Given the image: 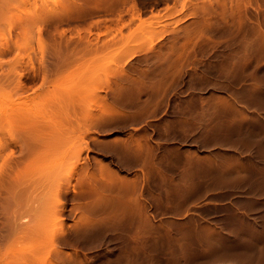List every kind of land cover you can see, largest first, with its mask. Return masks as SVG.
<instances>
[{
    "label": "rangeland",
    "instance_id": "374dc122",
    "mask_svg": "<svg viewBox=\"0 0 264 264\" xmlns=\"http://www.w3.org/2000/svg\"><path fill=\"white\" fill-rule=\"evenodd\" d=\"M18 1L17 6L11 7L13 11L9 9L2 17L3 20L0 18L4 26L18 21L22 24L11 32L7 29H4L6 33L0 31V41L11 36L16 41L19 38L17 42L20 45H28V50L20 46L25 61L18 64L21 67L23 63V69L16 65L17 47L14 46L3 59L8 67L15 64L16 70H25L36 77L27 79V83L31 84L23 95L13 97L24 99L19 102L15 99V107H21L18 108L19 111H29L31 108L29 114L37 112V119L43 121L40 118L48 117L53 107L58 112L54 111L52 114L55 119L58 116V119L66 111L71 113V107L76 104L72 108L77 113L72 112L71 115L77 117L76 122L73 118L75 131L70 129L73 130L74 138L69 143L66 141L67 144H61L62 149H56H60V153L55 150L51 154L49 151V155L56 156H49L51 161L48 158V162L44 161L48 166L47 170L44 169V159L41 160L43 171L47 172L48 177L52 175L51 179L46 178L41 170L45 174L42 179H50L49 184L56 175L51 181L53 184L50 183L48 187L44 185L42 190V183H38L39 186L33 182L37 186L34 184L30 188L29 182L26 188L23 184L25 192H21L25 193V198L26 195L28 198L32 195L35 197L34 199L32 196L33 200L27 199V203L34 201L29 202V205L24 196L20 200L17 194L23 195L19 192V189L23 190L21 185H18L21 188L16 187L17 184L12 187L18 189H14L17 190L16 193L13 190L14 195L19 198L13 195L18 207L14 205L13 199L8 201L9 198L5 197L9 203L12 202L13 207L18 208L13 211V207L7 203L8 207L4 206L6 209L12 207V214L20 210L18 215L15 213L17 216L8 213L9 217L12 216L9 218L13 222L12 227L5 223L10 226V230H7L3 222V214L7 210L4 213L1 210L6 203L3 202L5 198L3 197L2 202L0 198V218L3 219L0 222L1 227L4 223L3 227L6 228L0 230L6 233L5 238V234L0 233V237L3 236V246L0 245V249L3 247L2 250L5 251H0V254L5 255L3 258L1 255L0 264H243L239 262L242 261L239 243H242L245 234L242 229L247 224L258 227L254 235L258 242V253L263 255L259 258L264 260V0ZM78 4L79 7L83 5L84 9L81 10ZM71 8L77 11L80 9L78 13L81 11V15L86 18H79L76 13L75 18L74 10L70 15ZM89 9L94 13L91 14ZM48 18H53L54 23H49L41 36L48 39L47 47L50 49L46 48V52L51 50V53H47L49 58L46 55L43 61L41 50H38L40 39L37 22ZM67 37L72 39L69 40V46L72 47L68 48L75 47V53L65 60L64 56H56L54 50L58 55L56 49L64 42L63 47L68 44L65 41L68 40ZM61 38L64 42L60 41ZM59 42L63 43L60 45ZM68 48L64 49L68 51ZM61 49L63 48L60 47L59 55H66L67 52L61 54L64 50ZM29 56L35 65H31ZM57 58L60 60L57 61ZM63 58L65 65L68 59L72 64L66 65H70L69 70L71 68L68 77L54 74L60 67H65L62 65L64 60L63 63L61 61ZM14 60L16 63H13ZM46 63L48 64L45 65ZM7 65L1 70L7 72L6 68L9 69V79H3L11 83L13 78L14 82L6 85L4 81L5 85H1V79L0 86H7L5 89L14 87L13 83L17 84L14 65L10 68ZM35 67L40 70L37 71ZM49 67L54 68V72ZM45 68L51 70L48 69L50 72L45 73L46 80L50 78L47 83L44 80ZM58 73L63 74L61 71ZM56 76L60 78L57 80ZM61 76L66 77L62 79ZM12 87L7 90L13 92L17 89ZM70 90L73 97L70 96ZM1 97L0 101H8V105L13 103L10 102L13 99ZM58 99L63 102L70 99L72 101L69 103L73 104L69 106L68 103L65 108ZM55 100L63 107L55 104ZM5 102H0V112L4 111L7 105ZM25 104L30 108H26ZM61 108L67 109L65 114ZM92 119H97L99 126L82 136L83 127H88L87 124ZM68 129L66 130L69 131ZM77 131L80 133L76 134ZM87 141L91 148L82 151ZM17 149L15 155L19 160L17 156L15 159L18 162L21 159L23 166L27 160L23 161L20 156L26 149L23 152L21 148ZM17 151L21 153L20 156L16 154ZM46 155L44 156L48 157ZM86 156L88 161L85 159V164L89 167H85V174L81 167L86 161L82 162L81 159ZM1 162L2 160L0 165ZM35 162L34 166L41 163L40 159ZM17 163L15 161V165ZM54 167L56 171L53 170ZM51 169L53 173H49ZM38 174L37 177H40ZM58 175L63 178L60 177V180ZM32 178L26 181H42L40 178ZM59 180L70 182L77 190L72 186L69 192L64 193L66 195L63 194L65 200L61 197L67 202V206L62 212L64 214L59 216L60 221L55 216L52 219V210L49 216V213H44L48 216L45 219L44 209L54 201L51 192L55 183H60ZM3 183L8 184L6 179ZM34 186L40 188L39 193L37 188L35 191L31 189ZM109 186L115 197L116 217L111 215L107 225L98 224L87 228L90 224L81 223V219L85 220L87 217L88 222H93L106 214L107 211L102 214L98 208L108 195ZM6 190L4 189L6 194L10 193ZM1 192L0 197L3 196ZM5 193L4 196H7ZM38 195L40 198H37ZM41 203L43 210L40 209ZM35 204L39 206L38 210L35 209ZM30 205L33 207L32 213L36 210L33 214ZM22 210H25L24 214L21 213ZM80 212L85 217L82 214L81 217ZM20 213L21 216L18 217ZM17 217L22 226L28 223L25 225L27 228L23 227L26 231L30 230L28 227L33 228L31 232L35 230V226L36 229L40 228L37 235L35 232L38 230L33 232L38 238H35L37 244L31 238L35 237L32 236L33 233L18 240L22 228L20 224L16 234H19V238L14 233L13 237L10 235L12 228H15L12 232L17 230L13 227V224H18L15 221ZM9 219L6 221L10 222ZM54 221L58 222L55 224L57 227ZM59 223L66 230H63V235L68 240L62 239L60 243H55L54 227L57 234L60 233L59 230L62 231ZM31 224L35 225L32 227ZM47 225L51 227L52 232H49L55 234L52 236L50 233L53 239L41 234L43 228V233L46 232ZM7 236L9 240L18 238L15 243L21 244L19 243V247L15 246L16 249L22 248V243L28 245L27 251H35L34 257L33 253L28 256L30 259L26 257L25 248L22 251L27 260L22 255L26 262L22 261V251L17 249V252L20 251L19 260L14 251L16 244L13 241L14 245L10 244ZM43 240L47 243H40L48 246L42 251L40 248L44 245L40 246L39 241ZM30 242H33L32 245ZM35 245H38L36 248L40 252H36ZM32 246L35 250L31 249ZM257 264H264V261Z\"/></svg>",
    "mask_w": 264,
    "mask_h": 264
},
{
    "label": "bare ground",
    "instance_id": "6f19581e",
    "mask_svg": "<svg viewBox=\"0 0 264 264\" xmlns=\"http://www.w3.org/2000/svg\"><path fill=\"white\" fill-rule=\"evenodd\" d=\"M18 0H0V17L2 18L6 13H7V11H9V9H11L12 11H13V9L11 8V7H15V6H17V4H18ZM17 3V4H16ZM79 5L80 4H78V7H79ZM19 6V5H18ZM13 7V8H14ZM77 7V6H76ZM76 7H74V8H76ZM77 7V8H78ZM79 8H81V10H82V8L84 9V7H83V5L82 6H80ZM86 10H87V8H85ZM65 10H66V8H65ZM69 10V9H68ZM76 11V12H74V15H75V13H76V15L79 17V18H81L82 16H85V15H81V14H83V13H78V11L80 10H78L77 11V9H73V8H71V11H70V15H72L73 13H72V11ZM90 10V13L91 14H93L92 13V10L91 9H89ZM66 12H68V11H66ZM88 12V11H87ZM72 13V14H71ZM80 14V16L78 15V14ZM89 13V12H88ZM90 13L88 14V16L90 15ZM66 14V13H65ZM69 14V13H68ZM67 15V14H66ZM65 15V16H66ZM76 15H75V18H76ZM62 16H60V18H61ZM69 17V16H68ZM74 17V16H73ZM77 17V18H78ZM1 18H0V31H5L4 29H7V30H9L10 32L12 31V29L13 28H15L16 26H18V25H20V24H22V22L21 23H19L20 21H18V22H13V23H8L7 24V26H4L3 25V22H2V20H3V18H2V20H1ZM84 18H86V16L84 17ZM62 19V18H61ZM83 19V18H82ZM52 20H53V18H48L46 21H42V22H37V26H38V29H37V31H38V33H39V42H40V48L38 49V50H41V54H42V57H41V59L44 61V59H45V56L47 55V53H51V52H49V51H51V50H49L48 52H46V48L47 49H50V48H48L49 47V45H48V39L47 40H45V39H43V37L41 36V33L42 32H44L45 31V29L47 28V26H48V24L49 23H54V22H52ZM55 21H56V19H55ZM61 21H63V20H60V22ZM57 22V21H56ZM58 23V22H57ZM126 25H127V23H125ZM50 26V25H49ZM122 29V28H121ZM118 30H120V29H118ZM121 31V30H120ZM4 33H6V32H4ZM3 33V34H4ZM64 33V32H63ZM44 34V33H43ZM65 34V33H64ZM63 35V34H62ZM61 35V36H62ZM3 36V35H2ZM6 36V35H5ZM30 36V35H29ZM38 36H36V40L38 39L37 37ZM64 36V35H63ZM28 37V36H27ZM34 36L32 35V38H33ZM0 38H2V37H0ZM14 38H16V37H14ZM18 38V37H17ZM35 38V37H34ZM34 38H33V40H34ZM72 38V37H71ZM5 39V38H4ZM2 40V41H0V70L1 69H5L3 66H5V65H7L8 63H5V60L3 59V57L5 56V55H7L10 51H12L13 50V47L15 46V47H17L18 48V53H17V55H16V57H15V60H16V62H15V60L13 61V63H16V65L17 66H19L20 67V63H21V61H23L24 60V58L22 57V55L23 54H21L22 52V50L20 51V48L22 47L23 48V46H24V44L23 45H20L17 41H18V39H17V41L15 40V39H13V37H7L5 40ZM62 39V40H61ZM60 39V41H63L64 39L63 38H61ZM67 39H68V37H67ZM31 40V39H30ZM32 40V41H33ZM69 40L70 41H72V39H70V37H69V39L68 40H66L65 39V41H67L68 42V44H66V46L65 47H63V44H65L66 42H59V44L60 43H63L60 47L61 48H68V47H72V46H69V44H71L70 42H69ZM32 41H31V43H32ZM46 41H47V43H46ZM37 42H38V40H37ZM29 43V42H28ZM30 44V43H29ZM38 44V43H37ZM53 44V47H52V49H54V43H52ZM52 44L50 45V47L52 46ZM56 44V43H55ZM26 45V44H25ZM32 45V44H31ZM21 46V47H20ZM26 46H28V45H26ZM26 46H24L25 47V50L27 49V47ZM48 46V47H47ZM57 46H59L58 45V43H57ZM55 47H56V45H55ZM60 47H58L59 49H56V50H58V53L60 54ZM57 48V47H56ZM63 49H61V51L63 50ZM69 49L71 50V49H73V48H68V51H66L65 49L61 52V54L64 52V54L67 52V54H68V56H67V54L66 55H57V51H55L54 50V52H55V55L56 56H64L65 57V60L68 58V57H70V56H72V55H70V54H74L75 52V47H74V49L73 50H71V51H73L72 53H71V51L69 52ZM28 50V49H27ZM28 52V51H27ZM30 53V52H29ZM29 55V54H28ZM30 57V56H29ZM28 57V58H29ZM39 57V58H40ZM47 57H48V55H47ZM31 58V57H30ZM49 58V57H48ZM60 58V57H59ZM71 59V58H70ZM75 59H76V56H75ZM31 65L32 64H34V60L31 58ZM49 60V59H48ZM60 60V59H59ZM58 60V58H57V61H59ZM63 60H64V58L61 60L62 61V63H63ZM65 60H64V64H62L63 66L65 65ZM69 60V59H68ZM68 60H67V62H66V65H68L67 63H69L68 62ZM25 61V60H24ZM30 61V60H29ZM72 61V59L70 60V62ZM7 62V61H6ZM27 63H28V61H26ZM25 62V63H26ZM39 62H42V61H40V59H39ZM46 62V61H45ZM48 62V61H47ZM4 63H5V65H4ZM10 64H11V61L9 62ZM19 63V64H18ZM43 64V63H42ZM48 63H46L45 65H47ZM70 64V63H69ZM74 64V63H73ZM14 65V69H13V71L14 70H16V68H17V66L15 65V64H13ZM13 65H9V67H8V65H7V67L8 68H10V66H13ZM22 65H23V63H22ZM22 65H21V67H22ZM35 65V64H34ZM33 65V66H34ZM44 65V66H45ZM65 65V67H67V69L70 67V65H72V64H70L69 66H66ZM27 66V65H26ZM62 66V67H63ZM74 66V65H73ZM3 67V68H2ZM6 67V66H5ZM20 67V69H23V68H21ZM24 67V66H23ZM41 67V66H40ZM39 67V68H40ZM47 67V66H46ZM58 67V66H57ZM60 67V66H59ZM65 67H63V69H61V67L58 69V68H55V70L56 69H58L57 70V72L55 71V75H66L67 77L70 75L69 74V72H70V70H71V68H70V70L68 69H66ZM12 68V67H11ZM27 68V67H26ZM30 68V67H29ZM37 67H35V69H36ZM44 68V67H43ZM42 68V69H43ZM49 68H51V67H49ZM48 68V69H49ZM48 69H46L45 68V71H44V80L46 81L45 83H47V82H49L48 80H50V78L49 77H51L52 76V74H51V76L50 75H47V76H49L48 78L49 79H47L46 80V74H47V72L50 70H48ZM53 69V71L52 72H54V68H51V70ZM67 70V71H65V70ZM9 70V69H8ZM7 70V68H6V70L5 71H7L8 73H9V71ZM11 70V69H10ZM32 70V69H31ZM37 71H39L40 69H36ZM50 70V71H51ZM61 71V73H63V74H59L58 72H60ZM62 70H63V72H62ZM13 71H11V72H13ZM17 71V73L16 72H14L15 73V75H14V77L16 76V78H14L15 79V82H17V84L16 83H13V84H15V85H17V86H15L14 85V87H17V89L15 88L14 90H13V92L12 91H9V90H7L8 88L9 89H11V87L9 86L7 89H5V87H7V86H4L5 85V82H6V85H9V84H12V82H14V80H13V78H12V81H11V79H10V81H11V83H8L7 81H6V79H9L8 78V73L7 72H4V71H2L1 70V72H0V83H1V79H3L4 77H7L6 79H3L2 81V83H1V85L2 84H4L3 85V87L2 86H0V87H2V88H0V96H2L3 98L5 97V98H7L8 100H11V99H13V100H11L10 102H13L11 105L9 104H7L8 103V101H7V103L5 102V101H0V102H5L6 104V107H5V105H3V109H4V107H5V109H4V111L3 112H0V161L2 160V162H1V165H0V188H1V190H0V192L2 191H4V189L6 190V189H8V190H6V191H10V193H8V194H6L5 193V191L3 192V196L2 197H0L1 198V202H2V199H4L5 197L8 199V201L9 200H11V201H13L14 199L13 198H17V195L15 196L14 195V193H16V191L18 190L16 187H18V188H21V187H19L20 185L23 187L22 189L23 190H20L19 189V192H25V188L27 187L26 186V184L28 183V185H29V187L28 188H30V187H32V185H34L35 183H39V184H41L42 183V187H41V190L43 189V187H44V185H45V187H48L49 186V184L50 183H52L51 181L52 180H54V178H56V175H55V177L53 176V179L50 181V183L48 184V180H50L51 178V176L52 175H50V177H48L47 176V172L45 173V171H43L44 169H46L47 170V168H48V166H46V164H45V160H47L46 158H48V160L49 161H51V159L49 158V156L50 157H55L56 155H51V154H54L55 153V150L56 149H58V148H63V146H61V144H63L64 142V144H67V143H69V140H71L72 138H74V134H72V131L74 130V125H75V123L74 122H76V118L75 117H77V116H73V115H71V113L73 112V110L75 111V109H73L72 107H75L76 106V104L74 103V100H73V103L75 104V106L73 105L72 107H71V109L72 110H70L69 108V110L70 111H72L71 113H67V109H65V108H67V105H69V106H71V104H73V103H69L70 101H72V100H70V99H68V102L66 101V102H63V100L62 101H60L59 99V101L61 102V104L65 107L64 109L63 108H61V110L64 112V111H66V114H65V112H64V114L65 115H67V116H65V115H61L60 113H61V111L59 110V114H60V117L57 119V115H58V111H57V109L56 110H54V108H56V107H53V110H51V114L49 113L48 115V117L47 116H45L46 118H43L42 119V117H44V116H42L41 118H40V116H39V118L41 119V120H43V121H40V120H38L37 119V115H36V113H30L29 114V112H31V108L30 107H26V104H25V107L26 108H30L29 109V111H28V109H24V111H22V110H18V108H16L15 107V104L17 103V101L19 102L21 99H14L13 97L15 96V97H17L18 95H20V94H22L23 95V92L24 91H26V90H28V88H30L28 85H30L29 83H27V79H31L32 78V76L33 75H30L29 73H27L25 70L24 71H18V70H16ZM28 71H30V70H28ZM49 71V72H50ZM69 71V72H68ZM3 72V73H2ZM10 72V73H11ZM31 72V71H30ZM33 72H35L36 73V71H33ZM33 72H32V74H33ZM66 72H68V74L66 73ZM72 72V71H71ZM35 73H34V75H35ZM39 73V72H38ZM40 73H41V71H40ZM42 73H43V71H42ZM46 73V74H45ZM57 73V74H56ZM17 74V75H16ZM50 74V73H49ZM12 75V74H11ZM43 75V74H42ZM65 76V77H66ZM33 77H36V76H33ZM59 78H60V76H58ZM58 77L56 76V78H57V80H58ZM62 77V79L63 78H65V77H63V76H61ZM42 78V77H41ZM55 79V78H54ZM53 79V80H54ZM36 80H37V78H36ZM35 80V81H36ZM5 81V82H4ZM43 81V80H42ZM31 82V81H30ZM8 83V84H7ZM34 83V82H33ZM43 86H44V84H43ZM14 87H12V89L14 88ZM71 89V88H70ZM16 90V91H15ZM15 91V92H14ZM71 92H72V90H70V94H71ZM70 96H72V94L70 95ZM1 97V98H2ZM73 97V96H72ZM23 98H26V96L25 97H23ZM70 98V97H69ZM6 99V100H7ZM57 100V99H56ZM55 100V104L56 103H60V102H58V101H56ZM67 100V99H66ZM22 101H24V99H22ZM22 101L19 103V104H21L22 103ZM9 102V103H10ZM25 102H26V100H25ZM54 102V101H53ZM64 104H63V103ZM2 103H0V104H2ZM24 103V102H23ZM51 103H52V101H51ZM65 103H67V104H65ZM69 103V104H68ZM19 104H17L16 106H19ZM48 104H50V103H48ZM55 104L53 103V106H55ZM58 104H57V106H58ZM61 104H59V105H61ZM51 105V104H50ZM61 105V106H62ZM66 105V106H65ZM21 106V105H20ZM22 106H24V105H22ZM60 106V107H61ZM62 106V107H63ZM0 107H2V106H0ZM2 108H0V110H1ZM19 109H21V107L19 108ZM23 109V108H22ZM69 110H68V112H69ZM22 111V112H21ZM54 111H57V112H55V114L57 113V117H56V119H55V115L53 116V112ZM24 112H28V113H24ZM62 112V113H63ZM53 113V114H52ZM75 113H77V112H75ZM74 112H73V114H75ZM32 115V116H31ZM36 115V116H35ZM50 115H52V116H50ZM34 116V117H33ZM61 116L63 117V116H65V117H63V118H61ZM36 118V119H35ZM47 118H54V120L53 121H50L49 119H47ZM73 118L75 119V121L73 120ZM46 120H48V121H46ZM74 121V122H73ZM78 121V120H77ZM96 121H97V119H96ZM94 119H92L91 121H90V124L88 125L87 124V126L88 127H83V132L81 133V135L82 136H86L87 134H89V133H91L92 131H93V129L96 127V126H99L98 125V123L96 122ZM97 124V125H96ZM69 128V129H68ZM73 129V130H71L70 131V129ZM98 128V127H97ZM97 128H96V130H97ZM66 129H68L69 131H65ZM75 129H76V127H75ZM75 131V130H74ZM98 131V130H97ZM71 132V133H70ZM94 132H95V130H94ZM76 134L77 133H80V131H77V132H75ZM92 138V137H91ZM94 138H96V137H94ZM92 140H94V139H92ZM66 141H68L67 143H66ZM90 141V140H89ZM95 141L97 142V138L95 139ZM21 148L20 150L23 152L25 149L27 150H25V152H23L24 154H22L21 155V153H19L18 151H17V153L16 154H18L21 158H22V160L23 161H25V160H27L25 163H24V165L22 166V162H21V159H20V161L18 162L17 160H19V157L17 156V155H15V152H16V150H18L17 148ZM61 148V149H62ZM90 148H91V146H90V144H89V142L87 141L86 142V144L84 145V147H83V150L82 151H85V150H90ZM20 151V152H21ZM49 151L51 152V154L49 155ZM52 151H54V153H52ZM60 149H59V151L58 150H56V152H59L60 153ZM63 151V150H62ZM65 151V150H64ZM47 152V153H46ZM58 153V154H59ZM27 154V155H26ZM46 154H48V157H46L47 155ZM64 154H65V152H64ZM64 154H62L61 153V155L63 156ZM42 155V156H41ZM44 155H46V156H44ZM15 156H17L18 158H17V160L15 159L16 157ZM23 156H25V157H23ZM42 157H45V158H42ZM87 157V156H86ZM86 157H82L83 159H81L82 160V162H83V160H85V159H87V161H88V157L86 158ZM24 158V159H23ZM26 158V159H25ZM60 158V155L58 156V159ZM40 159V162H38V163H40V164H38V165H40V166H38V165H36V166H38V167H36V166H34V164L33 163H36L35 161L37 160H39ZM44 159V160H43ZM55 159H57V157L56 158H54V160ZM41 160H43V164L46 166V168L44 167V165L42 164V161ZM48 160H47V162H48ZM53 160V159H52ZM61 160H63V159H61ZM15 161H16V165H15ZM78 161H79V158H78ZM86 161V160H85ZM87 161L86 162H83V168L81 167L82 166V164L80 163L79 165H80V167H81V169H83V172L85 173L86 172V168H88L89 166H88V164H87V166H86V164L85 163H87ZM98 161V160H97ZM61 162V161H60ZM60 162H58V163H60ZM55 163V164H54ZM97 163V162H96ZM26 164V165H25ZM31 164H33V166H30ZM42 164V165H41ZM53 164L54 165H56V162L54 161L53 162ZM84 164H85V166H84ZM99 165V164H98ZM44 167V169H43V167ZM50 166V165H49ZM59 166V165H58ZM101 166H103V165H101L100 164V167ZM40 167H42L41 169H39ZM52 167H53V165H52ZM86 167V168H85ZM24 168H26L25 170H26V175H25V171H24ZM51 168V167H50ZM55 168V167H54ZM56 168H57V165H56ZM56 168L55 169H53L54 171H56ZM85 168V169H84ZM101 169H103L102 167H101ZM100 169V170H101ZM46 174V176H45V174L44 173H42V171ZM88 170V169H87ZM104 170V169H103ZM58 171H59V169H58ZM102 171V170H101ZM37 173H39L38 174V176H40V177H37ZM44 174V175H42V174ZM49 173H53L52 172V169L49 171ZM55 173V172H54ZM56 174H58V173H56ZM60 174V173H59ZM86 174V173H85ZM90 174V173H89ZM35 175V176H34ZM43 176H45L46 178L48 177V178H50V179H47L46 180V178L44 177V179H42L43 178ZM27 179H26V178ZM34 177H36V178H40V179H42V181L41 180H36L35 179V181H33L34 179L33 178ZM58 177L60 178V177H62L63 178V176H59L58 175ZM29 178H32L33 180L31 181V179H30V181H26V180H29ZM6 179V183H8V184H5V183H3V181ZM65 179V178H64ZM8 180V181H7ZM60 180H61V178H60ZM59 180V182L60 183H55V185L53 186L54 187V192H53V190H52V192L51 193H53L52 194V198L54 199V201H50L51 202V204H48V207L50 206V208H48V207H46V209H48V210H50V212L48 211V210H46V209H44V212H43V214L45 213H49L48 214V216L50 215V213H52L51 215H52V219H53V216H55V218H57V221H58V218H59V216L61 215V214H64V213H62V212H64L65 211V208H66V206H67V202H65V201H63L62 199H61V197L63 198V194L64 193H67V192H69L70 190H71V187L73 186V188H75V190H77L76 188V186H74V185H72L70 182L69 183H67L66 182V180H65V182H62V181H60ZM63 180V179H62ZM55 181H57V179L55 180ZM64 181V180H63ZM33 182H35V183H33ZM5 184V186H2V185H4ZM15 184H17V186L15 185ZM25 185V188H24V185ZM38 184V185H39ZM53 184V183H52ZM6 185H8V186H6ZM16 186L15 188H12L13 186ZM19 185V186H18ZM76 185V184H75ZM3 187V189H2V187ZM35 186H37L36 184H35ZM33 187V188H31L32 190H34L35 191V188H37V187ZM40 186V185H39ZM38 186V187H39ZM51 186V185H50ZM6 187H8V188H6ZM9 188H11L10 190H9ZM52 188V187H51ZM14 189H17L16 191L14 190ZM31 189H27V190H31ZM40 188H37V192H38V190H39ZM46 188H44V190H45ZM13 190H14V193H13ZM48 190V189H47ZM11 191H12V193H11ZM40 191V190H39ZM49 191V190H48ZM78 191H79V189H78ZM78 191H76V192H78ZM107 191H108V195L102 200V203H101V205L99 206V208H98V210L99 209H101V213L103 214L105 211H107L106 212V214L103 216V217H99L98 218V220L100 221H98V220H94L93 222H88V218L87 217H85V215H84V213H81L80 212V216H81V214H82V216H84L85 217V220L84 219H81V217L79 216V220L81 219L82 220V222L81 223H84V224H90V225H87V228H89V227H92V226H95L96 227V225H98V226H104L105 224L107 225V223H109L110 221V219H109V217L112 215V216H114V217H116L115 216V212H116V210H115V197H114V193H113V191L111 190V186H109V189H107ZM1 192V193H2ZM21 192V194H23V195H20L18 192H17V194L20 196V200H21V196H24V198H25V193H22ZM43 192V191H42ZM50 192V191H49ZM75 192V191H74ZM4 193H5V195H7V196H4ZM30 193V192H29ZM36 193V192H35ZM34 193V194H35ZM39 193V192H38ZM48 193V192H47ZM13 196H11V195ZM27 194V193H26ZM31 195H32V192L30 193ZM29 194V195H30ZM50 194V193H49ZM37 195V194H36ZM35 195V196H36ZM64 195H66V194H64ZM1 196V195H0ZM8 196H11V198L10 197H8ZM28 195H26V203H27V199L29 200V198L27 197ZM33 196V195H32ZM32 196H31V198H32ZM4 197V198H3ZM34 197V196H33ZM39 197V195L37 196V198ZM51 197H50V199H51ZM65 197V196H64ZM6 198L3 200V202H6L5 204H3V207L4 206H6V204L7 203H9L7 200H6ZM22 199V200H25V199ZM30 198V199H31ZM40 198V197H39ZM13 199V200H12ZM17 199H19V198H17ZM17 199H15V200H17ZM34 199H35V197H34ZM64 199V198H63ZM15 200H14V202H15ZM31 200H33V199H31ZM41 200V199H40ZM65 200V199H64ZM19 201V200H18ZM36 201V200H35ZM39 201V200H38ZM37 201V202H38ZM44 201V200H43ZM47 201V200H46ZM22 202V201H21ZM21 202H20V204H21ZM29 202H31V201H28V203H27V205H29L30 203ZM34 201H32L31 203H33ZM12 202H10L9 203V205H13V204H11ZM16 203L17 202H15V204L14 205H16ZM53 203V204H52ZM2 204H1V206H2ZM18 204V203H17ZM43 204H45L44 202H43ZM46 204H47V202H46ZM13 205V206H14ZM19 205V204H18ZM18 205H16L17 207H18ZM38 205H39V203H38ZM40 205H42V203L40 204ZM12 206V207H13ZM36 206V204L34 205V207ZM125 206V205H124ZM2 207V208H3ZM8 206H6V208H7ZM12 207H10L9 206V208L8 209H6L5 207H4V209H2L1 208V210H3L2 212L4 213V211H6L7 210V214L6 213H4L3 215V217H5V219H4V221H3V219H1L2 218V216H1V213H0V221L2 222H7L8 224H10V226H11V224L13 223L12 222V220H10L11 218H12V216L11 215H13V214H15V213H11L10 212V208L12 209ZM17 207H13V211H15V209L17 208ZM53 207V208H52ZM15 208V209H14ZM30 208H31V214H33V213H35L36 212V210H35V212L33 211V213H32V209H33V207H31V205H30ZM30 208H29V210H30ZM37 208H39V206L37 207L36 206V208L35 209H37ZM44 208H45V206H44ZM125 208V207H124ZM18 209V208H17ZM41 210H43V205H42V208H40ZM25 210H28V209H25ZM25 210L23 211L22 210V214H24L23 212H25ZM38 210V209H37ZM46 210V211H45ZM51 210H52V212H51ZM95 210H97V208L95 209ZM97 210V211H98ZM127 210V209H126ZM12 211V212H13ZM20 211V210H19ZM19 211L17 212V213H19ZM125 211V210H124ZM11 213V215H10V217L8 216L10 213ZM26 212H29V211H26ZM9 213V214H8ZM16 213V214H17ZM21 213L19 214V216L18 217H20L21 216ZM37 213H39V212H37ZM36 213V214H37ZM5 214L8 216V218H7V216H5ZM15 214V215H16ZM27 213H25V215H26ZM29 214H30V212H29ZM28 214V215H29ZM43 215L44 216V218L45 219H47L48 218V216H46V215ZM122 214H123V212H122ZM121 214V215H122ZM15 215H13V216H15ZM18 215V214H17ZM16 215V216H17ZM38 215V214H37ZM42 216V215H41ZM17 217V218H18ZM23 217V216H22ZM31 217V216H30ZM32 217H33V215H32ZM62 217V216H61ZM10 218V219H9ZM16 218V217H15ZM44 218L42 219L43 221H45L44 220ZM9 219V221L10 222H8V221H6V220H8ZM38 219V218H37ZM62 219H64L63 217H62ZM18 220V221H17ZM41 220V221H42ZM49 220H51V218H49ZM61 219L59 218V221H60ZM16 221V226H14L15 224H13V227H16V231H14V232H12L13 230H15V228H12V231H9V232H11L10 233V235L12 236V235H14L15 234V236H16V234H17V231H18V225L20 224L19 223V218L18 219H16L15 220ZM14 221V222H15ZM40 221V222H41ZM1 222H0V230H2V229H6L7 228V230L9 229V225L8 224H4V223H2V227L4 226V225H6V228H2L1 227ZM12 222V223H11ZM46 222V221H45ZM55 222V221H54ZM62 222V221H61ZM52 223V222H51ZM56 223H58V222H55L54 223V225L56 224ZM64 223V222H63ZM62 223V224H63ZM101 223V224H100ZM4 224V225H3ZM26 224H28V223H25V225ZM46 224H48V223H45V225ZM21 225V231H19V233L21 232H25L24 234H25V236H26V234H27V236L25 237L24 236V234H22V236H21V233H20V239H18L19 237V234L16 236V237H18L17 239L18 240H23V238L25 239V238H27L28 237V234H32L33 232H35V230H38V231H36L35 232V234L37 235L38 234V232L40 233V228H37L36 229V226H35V230L33 231L32 230V232L30 231L31 229H33V228H29L28 227V229H30L29 231L31 232V233H29V231H26V229H23V227L25 226H22V224H20ZM35 225V224H34ZM34 225H32L31 224V226L33 227ZM59 225H61L60 223H59ZM8 226V227H7ZM27 226V225H26ZM24 227V228H27V227ZM40 226H41V224H40ZM47 226H48V228H47ZM47 226H45V230L47 229L48 230V233H46L47 232V230H46V232H44L43 233V229L41 230V234H44V236H45V234H46V236L50 239H53V238H55V243L57 242H59L60 243V241H62V239L64 240V241H67L68 240V237L67 236H64L63 234V232L64 231H66V230H64L63 229V226L61 225V228H62V231H60L59 230V234H57V229H56V227H57V225H55L56 227H54L55 229H56V231H55V229L53 228V225L52 224H50V226H52V229H54V232L56 233V235L55 234H53V233H51L52 231L50 230V226L49 225H47ZM12 227V226H11ZM39 227V226H38ZM20 228V227H19ZM65 228V227H64ZM10 230V229H9ZM24 230V231H23ZM49 230L51 231V232H49ZM64 230V231H63ZM0 233H4V232H0ZM14 233V234H13ZM50 233L52 234V236L53 235H55V237H51V235H50ZM5 235H3L4 236V238H5V236H6V233H4ZM35 234L33 233L32 234V236H35ZM41 234H39L38 236H40ZM49 236H48V235ZM1 235V234H0ZM9 235V236H10ZM67 235V234H66ZM3 236H1V237H3ZM10 236V238H12ZM31 236V235H30ZM1 237H0V241H1ZM41 237V236H40ZM8 238V239H7ZM7 240H9V237L7 236ZM32 238V240L34 241V239L36 238V236L35 237H31ZM34 238V239H33ZM42 238H43V236H42ZM61 238V239H60ZM16 238H14V239H10L8 242H10V244H12L13 242L15 243L16 241H18ZM30 239V238H29ZM36 239H38V238H36ZM36 239H35V241H36ZM58 241H57V240ZM60 239V240H59ZM3 240V239H2ZM15 240V241H14ZM32 240H30V241H32ZM40 240H41V238H40ZM47 240V239H46ZM46 240H43V241H39V243L40 242H44V241H46ZM13 241V242H12ZM26 241H29V240H27L26 239ZM48 241V240H47ZM47 241L45 242V243H47ZM2 243H0V245L1 244H3V241H1ZM21 242H23V241H21ZM14 243H13V245H14ZM18 243V242H17ZM17 243H15L16 245H14V247L15 246H17V247H19V243H18V245H17ZM31 243V242H30ZM33 243V242H32ZM32 243H31V245H32ZM35 244H37L38 243V241H36V242H34ZM49 243V242H48ZM54 243V242H53ZM54 243V244H55ZM21 244V243H20ZM26 244H27V242H26ZM43 245H44V243H42ZM41 243L39 244L40 246L42 245ZM47 245V244H46ZM46 245H44V246H42L40 249L43 251L45 248V246ZM58 245V244H57ZM1 246H3V245H1ZM11 246V245H10ZM25 246V247H24ZM28 245H25L24 243H22V248H17L18 250H23V249H25V248H27L24 252L26 253H24L25 255H27L26 257H28V256H31L30 255V253L32 254L33 252H35V251H31L30 249V251H29V253H28V248L29 247H27ZM36 246H38V245H35V248H36ZM39 246V247H40ZM48 246V245H47ZM46 246V247H47ZM14 247H12V248H14ZM21 247V246H20ZM34 246H32L31 247V249L33 248ZM58 247V246H57ZM56 247V248H57ZM3 248V247H2ZM2 248L0 249V251H2L3 253H5V251H3L2 250ZM35 248L34 249H32V250H35ZM44 248V249H43ZM49 248V247H48ZM16 249V247H15V250L14 251H16L17 250ZM57 249H59V248H57ZM38 250V248H36V252L38 253V252H40L41 250H39V251H37ZM23 251H22V253H21V257H22V255H23ZM59 251V250H58ZM18 252H20V251H18ZM18 252L16 251L15 252V254L18 256L17 258L20 260L21 259V257H20V255H18ZM29 255H28V254ZM36 253V254H37ZM20 254V253H19ZM34 254L35 253H33L32 255H33V257H34ZM1 255H2V257H1ZM25 255H23L24 256V258H25ZM3 256H5V255H3V254H0V257L1 258H3ZM20 257V258H19ZM23 258V257H22ZM24 258L23 259H21L22 261H25L24 260ZM29 258V257H28ZM26 259V258H25ZM30 259V258H29ZM27 260V259H26ZM52 260V259H51ZM48 261H50V258H49V260ZM26 262V261H25ZM54 264H57V263H54ZM58 264H63V263H58Z\"/></svg>",
    "mask_w": 264,
    "mask_h": 264
},
{
    "label": "crops",
    "instance_id": "0c3cea01",
    "mask_svg": "<svg viewBox=\"0 0 264 264\" xmlns=\"http://www.w3.org/2000/svg\"><path fill=\"white\" fill-rule=\"evenodd\" d=\"M258 227L254 224H247L244 225L243 229L245 234L243 235L244 238L242 240V243L240 244L239 250V256L242 257V261L239 260V262H243V264H257L259 261H264L262 258V254L259 255L258 253V245H257V239L254 235V232L257 231ZM259 255V256H258Z\"/></svg>",
    "mask_w": 264,
    "mask_h": 264
}]
</instances>
